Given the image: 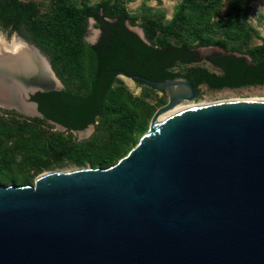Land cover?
Segmentation results:
<instances>
[{
    "label": "water",
    "instance_id": "obj_1",
    "mask_svg": "<svg viewBox=\"0 0 264 264\" xmlns=\"http://www.w3.org/2000/svg\"><path fill=\"white\" fill-rule=\"evenodd\" d=\"M11 40L35 54L22 73L2 69L4 106L43 117L29 96L63 86L35 45ZM106 72L167 91L168 101L114 164L0 185V264H264V99L191 107L156 126L199 86Z\"/></svg>",
    "mask_w": 264,
    "mask_h": 264
},
{
    "label": "trees",
    "instance_id": "obj_2",
    "mask_svg": "<svg viewBox=\"0 0 264 264\" xmlns=\"http://www.w3.org/2000/svg\"><path fill=\"white\" fill-rule=\"evenodd\" d=\"M206 7L203 1L180 0L168 32L184 19L186 10L202 11ZM124 14L104 1L92 4L79 0L76 5L74 0H32V7L19 0L0 1V28L18 32L23 28L22 36L47 56L64 85L60 90L32 96L43 116L38 118L74 131L94 124L84 147L66 151L65 156L72 161L88 160L94 167L106 168L125 155L144 130L145 120L134 104L112 88L117 75H103L111 68L152 80L182 75L194 86L204 81L215 89L264 85V43L253 47L252 62L233 53L217 52L209 57L217 73L198 65L181 73L175 66L199 60L197 50L186 45L146 43L124 25ZM88 18L100 29L93 44L84 41Z\"/></svg>",
    "mask_w": 264,
    "mask_h": 264
},
{
    "label": "rangeland",
    "instance_id": "obj_3",
    "mask_svg": "<svg viewBox=\"0 0 264 264\" xmlns=\"http://www.w3.org/2000/svg\"><path fill=\"white\" fill-rule=\"evenodd\" d=\"M19 1L32 7V0ZM100 1L124 12V25L146 43L186 45L197 50L200 60L175 66L181 73L193 65L217 73V69L206 61L207 53H233L252 62L253 47L264 43V0H197L208 7L202 11L186 10L184 19L172 33L168 30L180 0H89L92 4ZM74 3L79 5V0ZM14 33L25 39L23 28L19 32L0 28V36L5 41ZM99 33L94 19L88 18L84 41L95 43ZM52 75L64 87L54 72ZM112 88L124 93L145 120L144 130L136 137L137 143L147 132L153 114L168 101V93L123 75L116 77ZM229 98H264V85L215 89L201 84L196 98L190 101L211 103ZM4 104L0 99V185L34 186L36 177L43 172L97 168L88 160L77 163L65 156L71 148L84 147L83 141L93 133L94 124L82 130H67L55 122L24 114Z\"/></svg>",
    "mask_w": 264,
    "mask_h": 264
},
{
    "label": "bare ground",
    "instance_id": "obj_4",
    "mask_svg": "<svg viewBox=\"0 0 264 264\" xmlns=\"http://www.w3.org/2000/svg\"><path fill=\"white\" fill-rule=\"evenodd\" d=\"M33 54H35V51L32 49L31 46L25 44V42L23 43L19 40H11L8 43L5 41V39H3L0 36V73L2 69H7L12 72L16 71L18 73H22L25 65L26 67H28V64L33 62L31 60ZM39 73H40V77L44 79L47 78L45 71L43 69L40 68ZM47 81L49 83H52L53 79L50 78L47 79ZM2 95L3 93L1 91V84H0V99H2L1 97ZM248 99H264V98H248ZM230 100H236V99H230ZM204 104H209V103H205V102L193 103L191 101L185 102L184 100L179 101L178 103L172 105L170 108L159 113L154 119L155 125L157 126L159 124L164 123L174 114L182 111L183 109L200 106ZM22 107L23 109H25V111L29 112V106H22Z\"/></svg>",
    "mask_w": 264,
    "mask_h": 264
},
{
    "label": "flooded vegetation",
    "instance_id": "obj_5",
    "mask_svg": "<svg viewBox=\"0 0 264 264\" xmlns=\"http://www.w3.org/2000/svg\"><path fill=\"white\" fill-rule=\"evenodd\" d=\"M96 41H97V40H96ZM210 56H212V54H209V55H208V53H207V55L205 56L206 61H207L211 66H213L214 68H217L213 63L210 62V60H209V57H210ZM199 60H200V59H199ZM197 61H198V60H197ZM197 61H195V62H197ZM195 62H194V63H195ZM189 64H190V63H189ZM201 84H205L206 86L209 87V85H208L206 82H204V81L198 83L195 87L200 86ZM197 91H199V88L197 89ZM34 94H35V93H34ZM34 94H31V95L29 96V101H33V102H35L36 105H37V102H36L34 99H32V96H33ZM1 97H2V99H3V101H4V103L6 104V103H7L6 96H4V94H3ZM4 97H5V98H4ZM29 111H30V110H29Z\"/></svg>",
    "mask_w": 264,
    "mask_h": 264
}]
</instances>
